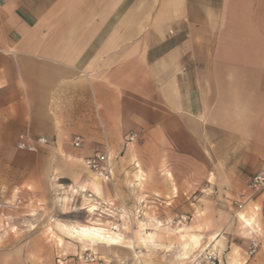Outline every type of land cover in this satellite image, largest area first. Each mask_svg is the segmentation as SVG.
Here are the masks:
<instances>
[{"label":"crops","instance_id":"1","mask_svg":"<svg viewBox=\"0 0 264 264\" xmlns=\"http://www.w3.org/2000/svg\"><path fill=\"white\" fill-rule=\"evenodd\" d=\"M23 133L48 144L19 150ZM105 151L110 181L84 163ZM258 170L264 0H0V193L22 199L0 210V264H85V246L57 243L80 224L51 219L48 235L42 200L89 191L151 228L228 190L250 194L239 211H264V187H247Z\"/></svg>","mask_w":264,"mask_h":264},{"label":"rangeland","instance_id":"2","mask_svg":"<svg viewBox=\"0 0 264 264\" xmlns=\"http://www.w3.org/2000/svg\"><path fill=\"white\" fill-rule=\"evenodd\" d=\"M227 193L232 195L229 190ZM82 194L78 190L70 191L64 193L62 199L54 196L41 201L39 222L49 231L48 235L56 232L53 230L57 227L49 230L51 224L58 226L63 223L64 230L72 226L67 224H91L102 227L118 243L95 245L70 234L72 237H65L69 243L57 242L61 244L58 249H62L63 245L73 248L75 245L79 248L95 245L100 254L108 259L107 263L103 261L105 264H191L203 250L214 252L217 264H264V211L252 208L239 211L231 199H224L225 202L215 200V208L210 210L204 203L202 210L194 216H166V225L160 222L161 216L156 215L154 225L149 228L146 224L148 216L142 209H134L130 215L125 210L114 216L110 207L105 209L101 204L94 205L97 209L93 214L88 212L93 201L90 202ZM137 202L142 204V201ZM240 213L249 219L250 226L240 220ZM49 220L51 224L46 225ZM253 239L258 241V247L254 255L248 256L246 250ZM131 245L137 255L130 249ZM40 251L46 256L50 249L44 246L40 247ZM110 258L120 261L112 262Z\"/></svg>","mask_w":264,"mask_h":264},{"label":"built area","instance_id":"3","mask_svg":"<svg viewBox=\"0 0 264 264\" xmlns=\"http://www.w3.org/2000/svg\"><path fill=\"white\" fill-rule=\"evenodd\" d=\"M137 137L136 133H131L127 136L128 141H133ZM48 144V139L45 136L39 135L36 137H32L29 133L20 134L18 137V141L16 143V147L19 150H25L29 152H36L39 145ZM72 144L74 147H79L81 144V140L78 137H74L72 140ZM86 167L93 173L96 177L101 178L104 181H110L112 178V168L110 164V159L108 156V152L105 151L95 152L91 156L87 157L84 160ZM250 193L260 190L264 187V170H258L255 172L247 185ZM87 200L90 202L93 201L92 205H98L95 200V196L93 193L89 191H81ZM250 194L240 193L237 196H232L228 193L223 195L224 199L230 200L235 204L237 210H241L244 206V202L249 198ZM22 205V199L16 197L14 199H6L0 193V210L1 209H18ZM91 205V206H92ZM258 247V241L253 239L250 241L246 253L248 256H252L255 254L256 249ZM81 262L85 264H105L102 259H100L96 252L92 248H85L82 253L77 256ZM192 264H217V256L214 252L210 250H203L199 256H197Z\"/></svg>","mask_w":264,"mask_h":264},{"label":"bare ground","instance_id":"4","mask_svg":"<svg viewBox=\"0 0 264 264\" xmlns=\"http://www.w3.org/2000/svg\"><path fill=\"white\" fill-rule=\"evenodd\" d=\"M96 209L97 208L94 205H92L89 208V210L88 209L87 210L89 213H93V211ZM242 220L245 223V225L250 226V223L247 219L244 218ZM69 231L73 236L78 237L79 239H82V240H86L89 243L95 244V245L97 244H116L118 242L116 238L105 233L104 232L105 230L103 228L93 226L91 224H81L78 226L72 225ZM132 248H133V245L130 246V249ZM133 252L135 253V255H137V253L134 250Z\"/></svg>","mask_w":264,"mask_h":264}]
</instances>
